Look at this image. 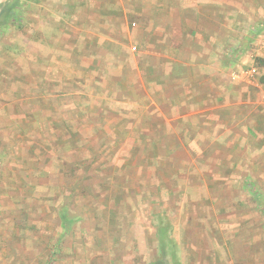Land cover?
<instances>
[{"label":"rangeland","instance_id":"obj_1","mask_svg":"<svg viewBox=\"0 0 264 264\" xmlns=\"http://www.w3.org/2000/svg\"><path fill=\"white\" fill-rule=\"evenodd\" d=\"M0 264H264V0L5 3Z\"/></svg>","mask_w":264,"mask_h":264},{"label":"trees","instance_id":"obj_2","mask_svg":"<svg viewBox=\"0 0 264 264\" xmlns=\"http://www.w3.org/2000/svg\"><path fill=\"white\" fill-rule=\"evenodd\" d=\"M8 2V1H7ZM6 2V3H7ZM16 7L11 4L9 7H8V10L6 11L5 13V20H13L14 17H17L18 15L16 14L17 10L15 9ZM160 245H161V242H160Z\"/></svg>","mask_w":264,"mask_h":264},{"label":"built area","instance_id":"obj_3","mask_svg":"<svg viewBox=\"0 0 264 264\" xmlns=\"http://www.w3.org/2000/svg\"><path fill=\"white\" fill-rule=\"evenodd\" d=\"M9 0H0V8ZM255 70V69H254Z\"/></svg>","mask_w":264,"mask_h":264},{"label":"crops","instance_id":"obj_4","mask_svg":"<svg viewBox=\"0 0 264 264\" xmlns=\"http://www.w3.org/2000/svg\"><path fill=\"white\" fill-rule=\"evenodd\" d=\"M2 7H3V6H2ZM2 7H1V8H2ZM1 8H0V9H1Z\"/></svg>","mask_w":264,"mask_h":264}]
</instances>
